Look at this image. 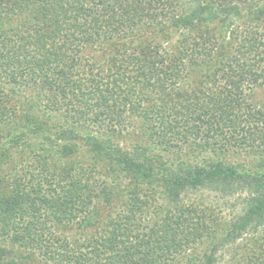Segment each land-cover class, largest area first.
Masks as SVG:
<instances>
[{"label":"trees","instance_id":"16d2710c","mask_svg":"<svg viewBox=\"0 0 264 264\" xmlns=\"http://www.w3.org/2000/svg\"><path fill=\"white\" fill-rule=\"evenodd\" d=\"M258 92L264 0H0V264H218L264 224Z\"/></svg>","mask_w":264,"mask_h":264},{"label":"rangeland","instance_id":"374dc122","mask_svg":"<svg viewBox=\"0 0 264 264\" xmlns=\"http://www.w3.org/2000/svg\"><path fill=\"white\" fill-rule=\"evenodd\" d=\"M255 100L258 103L264 104V92H258L255 94ZM134 127L129 130L134 133L132 138L127 135L124 138L119 139V145L123 148H129L132 140L136 137V131ZM131 137V136H130ZM17 156L11 160L17 161ZM210 159L207 156H203L199 160ZM214 159V158H213ZM235 163H246V158L243 156L232 157L228 159ZM234 195L228 197L219 192H214L209 189H201L197 191L187 192L183 197V202L186 204H198V202H204L207 205L208 210L212 211L222 220L229 221L231 218L238 216L242 213L243 206L240 204V200ZM74 233V232H73ZM260 248L264 250V224L259 227L255 233H248L242 235V237L234 243L228 244L223 247L218 253L217 258L219 259L218 264H236V261H240L241 258H247L252 255V251ZM200 248L197 252H200Z\"/></svg>","mask_w":264,"mask_h":264}]
</instances>
